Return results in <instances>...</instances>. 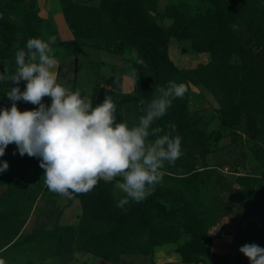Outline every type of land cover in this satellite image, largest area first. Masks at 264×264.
Instances as JSON below:
<instances>
[{"label":"rangeland","instance_id":"obj_1","mask_svg":"<svg viewBox=\"0 0 264 264\" xmlns=\"http://www.w3.org/2000/svg\"><path fill=\"white\" fill-rule=\"evenodd\" d=\"M71 1L96 8L101 2ZM144 5L166 32L175 23L174 17L167 13L170 5L189 7L191 13H199V7L207 14L213 10L204 0H144ZM11 20L19 26L25 41L31 38L47 41L50 36L56 37V43L75 40L63 0H25L23 13L12 16ZM230 28V45L243 55L237 62L255 64L263 69V83L256 91V100L242 113L235 127L225 129L221 125L220 113L227 104V90L218 87L215 92L198 77L186 73L209 61L208 55L199 53L208 43V37L189 34L181 41L170 38L169 56L180 72L162 77L153 88L157 99L158 89H166L170 81L185 85L184 96L172 100L168 110L180 103L188 119L179 131L180 158L174 164L164 162L162 181L141 203L151 199L157 207L171 211L182 209L184 202H190L206 224L231 208L240 186L259 189L264 175V43H258L252 37V29L238 21L232 22ZM81 43L78 62L74 54L63 47L52 48L57 60L52 71L56 73L57 83L70 94L79 92L82 98L92 100L93 108L110 97L116 107V122L129 128L139 126L148 102L136 91V49L120 52L113 43L98 38L81 39ZM16 67L15 58L9 60L8 74L14 75ZM4 71L0 69V73ZM26 84L23 80L19 85L0 81V87L10 90L18 86L21 92L26 90ZM127 94L134 99L123 101ZM43 101L51 106V97L46 96ZM5 109L10 110L1 104L0 111ZM153 128H160L158 120L150 126L146 143H154L161 136L160 133L151 135ZM12 145L6 149L21 158L18 146L14 143L11 149ZM37 158L38 164L8 163V169L0 172L22 176L30 182L19 186L0 180V227H15L18 231L7 242L0 239V260L4 264H187L177 252L189 239L187 235H182L178 243L155 247L150 255H143L136 249L129 254L122 253L124 245L129 243H122L121 233L114 225L105 222L80 199H68L46 190V172L40 167L42 158ZM195 173L199 176L194 177ZM118 181L123 182L121 177H116L109 190L106 189L115 203L126 195L115 189ZM173 222L177 228L183 225L178 224V218ZM63 227L68 230L64 232ZM141 231L148 232V228ZM52 232L57 236H50ZM135 243L150 245L146 236ZM195 259L189 264H213L211 257L196 256Z\"/></svg>","mask_w":264,"mask_h":264},{"label":"trees","instance_id":"obj_2","mask_svg":"<svg viewBox=\"0 0 264 264\" xmlns=\"http://www.w3.org/2000/svg\"><path fill=\"white\" fill-rule=\"evenodd\" d=\"M204 1L212 7V12L203 13L202 8L199 7V13H191L189 7L170 5L167 13L174 17L175 23L169 32H166L150 16L144 0H101L98 8L63 0L65 16L74 31L75 40L58 42L51 47H63L72 52L76 62L81 54V39L98 38L108 41L120 52H124L127 48L136 49L138 53L136 91L150 104L156 99L153 88L159 80L175 71L180 72L169 56L170 38L181 41L189 34L208 37V43L199 49V53L208 55L209 61L186 73L198 77L215 92L218 87L227 90V104L221 110L220 120L223 128L231 129L238 124L242 113L256 100V91L263 83L261 81L263 69L255 64L237 62V59L242 58L243 55L230 45L228 38L230 24L238 21L246 25L252 29V37L258 43H264V0ZM24 4L25 0H0V69L2 71L6 69L8 61L15 58L17 51H27V41L21 38L19 26L11 20L12 16L23 13ZM141 60L143 64L138 63ZM8 91L0 87V105L3 104L11 109L13 101L6 96ZM133 99V95L127 94L123 101L128 102ZM15 103L21 112L38 110L40 107L23 100ZM42 103L49 107V102L42 100ZM187 119L188 115L182 104L174 105L170 111L167 109L166 114L158 119L162 129L161 136H179L180 128ZM170 125L175 126V131ZM14 146L13 143L11 149ZM4 162L17 166L29 162L38 164V158L28 155L17 158L14 153L5 149L4 156L0 157V164ZM197 176L199 174L195 173L194 177ZM0 180L10 185L30 184L24 177L10 174H0ZM109 185H113L112 181L100 180L91 191L73 193V198H78L83 204L90 206V209L100 214L105 222L114 225L120 231L122 243H129L121 247L122 253L129 254L136 249L143 255H150L155 247L166 243H178L182 235H187L189 239L177 249L184 263L195 262L196 256L213 257L212 239L208 229L220 214L212 223L206 224L190 202H184L182 209L175 208L169 211L167 208L157 207L151 199L142 203L130 199L121 209L116 206L117 202L110 199L106 191L111 187ZM46 190L49 188L46 187ZM175 218L179 219L178 224H183L180 228L175 227L176 224L173 222ZM14 228L0 227V239L9 241L11 236H15L18 232ZM142 228H148V232L141 231ZM61 230L65 232L68 229L63 227ZM50 236L57 235L52 232ZM144 236L150 242L149 247L135 243ZM27 240L31 241L32 238Z\"/></svg>","mask_w":264,"mask_h":264},{"label":"clouds","instance_id":"obj_3","mask_svg":"<svg viewBox=\"0 0 264 264\" xmlns=\"http://www.w3.org/2000/svg\"><path fill=\"white\" fill-rule=\"evenodd\" d=\"M55 43V36L47 41L29 39L27 51L15 54V74L9 75L6 69L0 73L4 83L27 82L25 91L17 86L6 93L13 105L0 111V157L15 143L21 156L42 158L46 186L68 199L73 193L91 191L100 180L121 177L123 182H116L115 189L126 195L117 207L123 209L130 199L145 200L162 181L164 162L174 164L182 154L178 135L158 136L154 143H146L150 126L166 114L172 100L184 96L187 88L170 81L166 89H158L159 98L148 104L139 126L129 128L116 122V107L110 97L93 108L92 100L82 98L79 92L70 94L57 83L52 71L57 63L51 47ZM46 96L52 99L50 107L42 103ZM20 100L40 107L21 112L15 103ZM170 127L175 131V126ZM161 131L153 128L151 135ZM8 167L4 162L0 172ZM239 250L251 264H264V249L258 245H244Z\"/></svg>","mask_w":264,"mask_h":264},{"label":"crops","instance_id":"obj_4","mask_svg":"<svg viewBox=\"0 0 264 264\" xmlns=\"http://www.w3.org/2000/svg\"><path fill=\"white\" fill-rule=\"evenodd\" d=\"M239 190L231 208L221 213L209 226L213 264H251L239 249L251 244L264 249L262 188L248 189L240 186Z\"/></svg>","mask_w":264,"mask_h":264},{"label":"built area","instance_id":"obj_5","mask_svg":"<svg viewBox=\"0 0 264 264\" xmlns=\"http://www.w3.org/2000/svg\"><path fill=\"white\" fill-rule=\"evenodd\" d=\"M261 188H262V193L264 194V176H263V178H262ZM263 203H264V202H263Z\"/></svg>","mask_w":264,"mask_h":264}]
</instances>
